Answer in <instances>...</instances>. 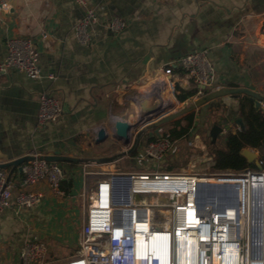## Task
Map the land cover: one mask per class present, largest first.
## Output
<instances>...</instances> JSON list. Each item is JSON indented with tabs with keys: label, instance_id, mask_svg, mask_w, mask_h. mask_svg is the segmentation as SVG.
Masks as SVG:
<instances>
[{
	"label": "crops",
	"instance_id": "1",
	"mask_svg": "<svg viewBox=\"0 0 264 264\" xmlns=\"http://www.w3.org/2000/svg\"><path fill=\"white\" fill-rule=\"evenodd\" d=\"M87 2L96 8L99 23L93 26L91 44L83 46L75 37L74 27L84 12L74 0H0V61L8 56L10 39H31L40 53L42 71L40 80H31L15 70L0 76V151L7 156L0 164L27 157L48 158L64 171L61 185L71 184L68 194L61 185L56 193L42 181L31 188L43 194L41 204L29 209L14 205L0 211V262L5 264H19L18 249L28 240L47 245L43 237L51 236L55 224L64 218L66 225L60 230H73L75 236H81L87 215V198L83 194L85 188L87 194L90 191V176L121 173L116 162H104L111 155L103 151L106 140L97 141V130L104 128L110 138L117 140L112 132L114 119L130 122L121 107H137L135 101L146 94L144 89L161 79L170 82V90L164 91L170 107L173 96L182 104L196 98L193 82L185 79L178 68L182 57L208 50L215 64L217 89L237 84L257 93L253 72L261 70L264 74V0ZM115 18L125 21L126 29L108 31L106 25ZM169 68L173 69L171 75L161 73ZM191 91L196 92L195 96L182 102V93ZM44 93H53L64 113L57 122L40 125L39 98ZM246 97L249 96L235 95L238 113ZM116 106L120 107L118 113L113 112ZM240 127L237 124L231 133ZM228 134V130H223L217 141H224ZM197 137L192 129L183 139H188V146L193 149L190 143ZM155 139L158 138L135 141L138 146L124 160L142 159L145 146ZM129 143H118L121 148L117 152L123 153ZM5 170L12 176L16 195L23 176L18 167ZM81 198L84 201L79 206ZM77 248L79 251L80 243ZM46 259L47 256L43 264Z\"/></svg>",
	"mask_w": 264,
	"mask_h": 264
},
{
	"label": "built area",
	"instance_id": "2",
	"mask_svg": "<svg viewBox=\"0 0 264 264\" xmlns=\"http://www.w3.org/2000/svg\"><path fill=\"white\" fill-rule=\"evenodd\" d=\"M74 2L84 12L74 27L75 37L79 44L89 46L93 26L99 23L97 10L87 0ZM2 8L7 10L5 4ZM126 27L127 23L117 18L106 25L112 33ZM39 62L40 53L33 40L10 39L8 56L0 61V76L15 70L31 80H40ZM178 68L185 79L193 82L197 95L203 96L213 88L216 71L208 50L188 53L181 58ZM172 72V68L161 71L163 75ZM158 82L162 84L160 90L156 89ZM158 82L141 97L149 98L157 93L162 98V106L168 108L162 94L170 87V82L166 79ZM261 108L264 110V104ZM63 113V105L53 93L40 96L37 115L40 125L57 122ZM143 117H139L138 124L153 116ZM132 140L119 160L129 159L132 148L138 146L139 143ZM198 141H201L199 137L194 138L190 145L203 152L211 172L115 173L101 181L98 189L88 197L79 251L67 264H152L148 252L143 258L138 256L136 238L142 232L146 243L150 233L169 237L168 264H264V169L215 170L213 158L202 143L197 144ZM174 147L175 142L169 137L152 140L142 160L161 163L174 152ZM21 168V189L14 195L12 176L0 164V211L14 205L29 209L41 204L43 194L31 188L42 181L52 191L59 192L64 171L57 162L33 157ZM192 178L197 181L191 182ZM209 178L226 183H210ZM233 178L239 183H230ZM203 184L226 189L220 198L208 199L202 206L199 190ZM105 186L108 189L103 196ZM234 188L238 191V208H235V215H230L228 210L221 211L218 206L230 201ZM83 197L87 198L86 188ZM136 197L149 198V203L137 202ZM193 218L198 220L197 224L193 223ZM47 252L45 243L32 239L24 242L19 255L23 264H43Z\"/></svg>",
	"mask_w": 264,
	"mask_h": 264
},
{
	"label": "rangeland",
	"instance_id": "3",
	"mask_svg": "<svg viewBox=\"0 0 264 264\" xmlns=\"http://www.w3.org/2000/svg\"><path fill=\"white\" fill-rule=\"evenodd\" d=\"M254 73V86L257 90V94L264 98V74L261 73V70L253 72ZM218 78V76H217ZM219 86V85H218ZM217 89L215 85L212 89H208V92L203 96L196 95V98L186 101L184 104L175 100L174 96L172 97V106L168 107L164 113V115L160 117H152L147 119L143 124H138L139 117L145 116V114L137 107L130 108L128 105H123L121 108L124 112H126L127 117L129 116L130 125L134 128L131 130L132 137H136L135 141H140L143 139L150 138H161L164 137L165 131H167L168 123H161L162 119L168 117L170 115L179 113L185 109H188L190 106H196L192 112H195L196 119L193 127V132L197 133L201 138L202 144L206 147V151L208 152L207 143L212 140L211 133L213 129L220 128L221 130H228L229 133L235 131L237 127V120L240 117V113L236 111L235 108V94H228L224 96H219L214 99H211L207 102L201 103L203 98H205L208 94L221 91L223 89L230 88V85H226L225 88ZM245 95V94H243ZM248 96V95H246ZM177 97V96H176ZM174 98V100H173ZM120 107H115L113 112L118 113V109ZM136 108V109H135ZM189 112V113H192ZM136 134V135H135ZM130 136V135H129ZM222 139V138H220ZM130 142L133 140L130 138ZM123 145V141L113 140L112 138H108L103 144V151L106 152L107 156L111 155L110 160L116 162V169L119 167L123 174H128L130 172L137 173H154L156 171L159 172H167L168 168H172L171 171L179 172V173H200L208 172L209 170V162H207L206 158L203 157V152L188 146V139H183L181 141H177L175 143L174 153L167 156L166 159L161 163H155L149 159H141L139 158H131L130 160L118 161L123 155V153L117 152L120 151L121 146ZM146 147V146H145ZM250 150V149H248ZM251 151V150H250ZM257 156L261 157L264 155V150H254ZM209 154V152H208ZM119 163V164H118ZM248 169L252 170H260L257 166L246 167L240 171H245ZM107 171V170H104ZM108 172H104V174L100 176H90L88 183L89 192L87 194L88 197L92 191H96L98 189V185L101 181L107 179L110 175H107ZM106 191V190H104ZM84 198H81L79 202V206L83 203ZM64 220H59L55 224V230L51 236L43 237L44 241L47 243L49 248V253L47 255L46 264H63L64 261L76 254L78 251V243L81 242V236H75L73 230H64L59 227L62 225L65 226ZM77 241V243H75ZM20 248L18 249V254H20ZM16 253V250H15ZM2 255L0 254V257ZM20 258V255H19ZM21 259H19L20 261ZM17 262V259L16 261ZM21 262V261H20ZM19 262V264H21ZM0 264H5L0 262Z\"/></svg>",
	"mask_w": 264,
	"mask_h": 264
},
{
	"label": "trees",
	"instance_id": "4",
	"mask_svg": "<svg viewBox=\"0 0 264 264\" xmlns=\"http://www.w3.org/2000/svg\"><path fill=\"white\" fill-rule=\"evenodd\" d=\"M182 92V91H181ZM196 92L182 93L181 100L185 102L189 97L195 96ZM167 95V93H166ZM168 101V96L165 98ZM174 100V98H173ZM240 118L243 126L236 133H229L224 141L212 140L207 143L209 155L215 162V170L219 171H240L248 166L256 168V164L249 163L241 153L244 149L264 150V110L257 108L250 97H246L240 104ZM196 119L195 112L167 124V131L164 136H168L173 141L186 138L194 127ZM136 151H133L135 154ZM264 169V155L256 159ZM113 160L104 161L112 162ZM172 168H168L171 171ZM71 184L63 183L61 190L69 193Z\"/></svg>",
	"mask_w": 264,
	"mask_h": 264
},
{
	"label": "water",
	"instance_id": "5",
	"mask_svg": "<svg viewBox=\"0 0 264 264\" xmlns=\"http://www.w3.org/2000/svg\"><path fill=\"white\" fill-rule=\"evenodd\" d=\"M228 94L248 95L254 101L257 108L261 107V105L264 104L263 97H261L260 95H258L257 93L251 90L241 89L238 87L237 84H230V88L228 89H223L221 91L208 94L205 98H203L201 103H204L216 97L224 96ZM135 104L145 115H151L156 118L164 115L167 109L162 106V98L157 93L152 94L149 98L139 97L138 99H136ZM195 107L196 106H190L188 109H185L179 113L165 117L162 119L161 123H169L178 118H181L182 116L188 114L189 112H192L195 109ZM237 124L242 127L243 126L242 119H238ZM132 129H133V126L130 125L127 121H124L121 119H117L113 121V128H112L113 137L117 140L123 141L124 144H128L130 142L129 133L131 132ZM222 131L223 130L217 127L213 129L211 133L212 143H215L217 141L218 135ZM108 137L109 135L104 128H101L97 131V141L98 142H103L107 140ZM241 154L246 157L249 163L254 162L260 170L262 169V167L260 166V163L256 160L257 155L255 153H253L250 150H243ZM6 158L7 156L3 155L0 151V160L6 159ZM31 159H33V157H27L20 161L8 163V164H1V166H3L4 168L18 167L19 172H21L22 170L21 165L24 162L31 160ZM44 159L48 161H53L48 158H44ZM225 189L226 187H222V186L204 185V184L201 185V188L199 190V199L203 203L202 206H204V204L206 203L208 199L220 198L222 192H224ZM229 207L238 208V191L235 188H234L233 196L230 198V201L225 202V203H220L218 206L219 210L221 211H226V209ZM152 264H157L154 258L152 259ZM259 264H262V263H259Z\"/></svg>",
	"mask_w": 264,
	"mask_h": 264
},
{
	"label": "bare ground",
	"instance_id": "6",
	"mask_svg": "<svg viewBox=\"0 0 264 264\" xmlns=\"http://www.w3.org/2000/svg\"><path fill=\"white\" fill-rule=\"evenodd\" d=\"M162 87L161 82H158L156 84V89L160 90ZM148 86L144 89L145 91H148ZM167 89V88H166ZM169 89V88H168ZM170 90V89H169ZM165 91V90H164ZM163 91V99L165 101V103L167 104L168 101H166V93ZM172 97V95H171ZM142 118H145L142 116ZM148 118V117H147ZM114 120H117L116 118ZM210 183H226V181L223 180H218L215 178H209ZM190 181H197L196 179L194 180V178L190 179ZM230 183L235 184V183H239L236 181L235 178L232 179V181H230ZM241 184H245V181H241ZM108 188L105 186L103 187V191L107 190ZM105 195V191L103 192V196ZM136 201L137 202H143L145 204L149 203V198L143 199L140 197H136ZM226 210L229 211L230 215H235V207H229ZM194 219V218H193ZM198 220L194 219L193 223L197 224ZM244 222V220L242 219V223ZM194 226V225H193ZM192 227V226H191ZM195 227V226H194ZM193 230V229H192ZM168 238L167 236H160L157 235L156 233H150V237H148L147 239V243L145 241V234L142 232L141 234H139L136 238V247H137V251H138V256L143 258L146 256V252L150 253L151 255V259H157L156 262L157 264H168V247H169V242H168Z\"/></svg>",
	"mask_w": 264,
	"mask_h": 264
}]
</instances>
